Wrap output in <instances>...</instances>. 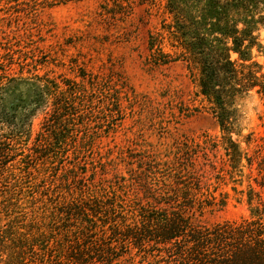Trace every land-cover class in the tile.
Listing matches in <instances>:
<instances>
[{"label": "rangeland", "instance_id": "374dc122", "mask_svg": "<svg viewBox=\"0 0 264 264\" xmlns=\"http://www.w3.org/2000/svg\"><path fill=\"white\" fill-rule=\"evenodd\" d=\"M158 1L0 0V264L184 263L174 254L189 251L185 239L147 236L176 211L161 164L185 139L220 133L185 66L149 61ZM59 102L74 107L64 142L44 128ZM242 111L243 134L264 139V98ZM221 154L216 173L196 163L191 228L253 217L244 180L215 178Z\"/></svg>", "mask_w": 264, "mask_h": 264}, {"label": "trees", "instance_id": "16d2710c", "mask_svg": "<svg viewBox=\"0 0 264 264\" xmlns=\"http://www.w3.org/2000/svg\"><path fill=\"white\" fill-rule=\"evenodd\" d=\"M139 3L149 9L153 6V0ZM157 13L163 33L160 39L149 35V61L156 66L175 62L185 66L197 89L199 107L216 122L220 139H185L175 147L172 161H162L170 169L162 184L176 197V211L158 219L161 231L147 236L165 245L185 239L189 251L179 247L174 254L183 264H264V139L243 134L242 126L243 104L253 95L264 98V67L257 60L264 58L260 39L264 0H159ZM56 106L44 128L52 138L64 142L70 134L68 118L74 116V107L66 102ZM219 150L222 167L215 178L227 176L239 185L244 180L253 217L211 229L191 228L186 214L195 208L201 190L196 163L216 173ZM6 155L0 149V167Z\"/></svg>", "mask_w": 264, "mask_h": 264}]
</instances>
